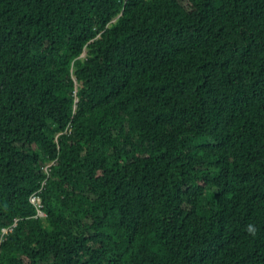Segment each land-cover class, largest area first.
<instances>
[{
  "label": "trees",
  "instance_id": "trees-1",
  "mask_svg": "<svg viewBox=\"0 0 264 264\" xmlns=\"http://www.w3.org/2000/svg\"><path fill=\"white\" fill-rule=\"evenodd\" d=\"M0 264H264V0H0Z\"/></svg>",
  "mask_w": 264,
  "mask_h": 264
},
{
  "label": "built area",
  "instance_id": "built-area-1",
  "mask_svg": "<svg viewBox=\"0 0 264 264\" xmlns=\"http://www.w3.org/2000/svg\"><path fill=\"white\" fill-rule=\"evenodd\" d=\"M40 192H37L34 196L31 197L30 203L35 207L37 211V217L36 218H46L47 215L44 213V204L42 202V198L40 195ZM7 234V232H5Z\"/></svg>",
  "mask_w": 264,
  "mask_h": 264
},
{
  "label": "water",
  "instance_id": "water-1",
  "mask_svg": "<svg viewBox=\"0 0 264 264\" xmlns=\"http://www.w3.org/2000/svg\"><path fill=\"white\" fill-rule=\"evenodd\" d=\"M87 55V53L85 54V56Z\"/></svg>",
  "mask_w": 264,
  "mask_h": 264
},
{
  "label": "rangeland",
  "instance_id": "rangeland-1",
  "mask_svg": "<svg viewBox=\"0 0 264 264\" xmlns=\"http://www.w3.org/2000/svg\"><path fill=\"white\" fill-rule=\"evenodd\" d=\"M42 219H45V218H42Z\"/></svg>",
  "mask_w": 264,
  "mask_h": 264
}]
</instances>
